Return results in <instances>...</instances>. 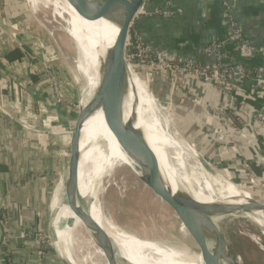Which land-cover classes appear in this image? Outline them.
I'll return each instance as SVG.
<instances>
[{
  "label": "crops",
  "instance_id": "obj_1",
  "mask_svg": "<svg viewBox=\"0 0 264 264\" xmlns=\"http://www.w3.org/2000/svg\"><path fill=\"white\" fill-rule=\"evenodd\" d=\"M165 1L145 0L131 25L150 47L173 60L236 63L241 57L234 42H226L220 54L204 50L226 37L229 18L244 39L264 46V0H173L169 8L177 11L164 17L155 11L164 8ZM3 16L11 17L5 24L17 32L27 52L41 49L44 54L36 28L12 20L6 11ZM4 29L2 25L0 41L5 37ZM21 52L19 46L9 42L0 47V220L4 227L2 230L0 226V264H69L50 226L52 191L67 164L62 163L61 153L62 144L70 137L67 130L59 131L61 125L68 128L63 122L67 112L61 121L60 111L54 108L52 88L44 79V62L23 58ZM246 58L259 68L264 65L260 56ZM168 76L154 73L153 87L158 92L165 87L161 97L173 103L180 128L197 150L206 158L226 160L232 178H247L244 164L252 163L250 157L259 166L253 162L249 169L256 175L262 172L264 164L259 163L264 160V146L257 134L264 136V121L254 109L263 110L264 98L253 92L258 86L254 87L252 78L234 92L238 108L250 111L226 119L219 112L213 113L223 103L214 83ZM258 94L263 97L264 92ZM254 127L261 130L254 131Z\"/></svg>",
  "mask_w": 264,
  "mask_h": 264
},
{
  "label": "bare ground",
  "instance_id": "obj_2",
  "mask_svg": "<svg viewBox=\"0 0 264 264\" xmlns=\"http://www.w3.org/2000/svg\"><path fill=\"white\" fill-rule=\"evenodd\" d=\"M25 1L32 11L41 6H50L55 14L64 20L67 33L77 40L78 69L89 85L84 105L87 102L95 108L94 113L80 125L78 145L73 143V148L79 153L73 176L71 200L63 191L62 174L53 192L52 203L50 202L52 209L50 226L61 254L68 258L65 259L69 264L70 262L74 264L68 249L72 244V228L79 222L81 207L86 196H89L92 198L89 206L94 218L97 240L105 250L115 254L124 264H203L199 254L187 256L163 243L124 233L106 217L100 206L99 196L97 198L99 178L114 165L129 162L135 170L133 163L116 142L113 133L117 106L111 89L107 52L113 44L118 28L104 18L87 16L70 0ZM129 84L130 90L124 102L125 119L135 107L137 113L135 126L145 134L152 173L165 183L188 218L193 220L188 202L192 199L203 214L208 236L216 244L224 241L218 221L241 214L231 203L245 212L249 211V208H256L253 213L244 215L264 227V205L245 196L222 174L212 175L207 172L201 165L196 150L192 151L172 127L171 117L164 114V106L150 96L136 75L132 74ZM185 160L189 162L187 166ZM104 189L100 188V191ZM91 258V254L83 256V260Z\"/></svg>",
  "mask_w": 264,
  "mask_h": 264
},
{
  "label": "rangeland",
  "instance_id": "obj_3",
  "mask_svg": "<svg viewBox=\"0 0 264 264\" xmlns=\"http://www.w3.org/2000/svg\"><path fill=\"white\" fill-rule=\"evenodd\" d=\"M27 4L28 3L25 0H0V27L2 25L6 27L4 32L2 31V34L5 35V37L2 38L1 41H3V43L9 42L10 44L16 45L17 47L21 45V42H19L18 36L16 35L17 32L5 24L6 21H11L10 16H3L5 11L8 14H11L12 17L15 16V18L18 19V23L29 25L32 28H36L38 30L36 33L34 31L33 32L39 35L45 52L42 54V50L39 49L41 52L29 51V53L32 54L31 56L36 55L37 58L34 57V60L41 59L42 62H44V71L47 74L46 80L50 84L51 88H53L54 83L52 81L55 80L56 82L58 87L57 94L60 100H58L57 94H55L52 89L51 93L54 95L55 99L54 108L60 111L61 121L65 116L64 111L67 112L63 122L68 124V128H63L61 125L59 131L67 130L68 132L73 130V128L76 126L80 110L84 109L85 106L88 105L87 102L84 105V101L88 95L89 85L86 84L83 74L78 69L77 40L67 33L64 20L59 18L50 6H41V8L32 11ZM33 32L29 33L31 34ZM15 36H17V38ZM22 50L25 51V47H23ZM23 54L24 57L29 59L31 58L30 55L26 54V52H23ZM135 73L133 72V75H136L139 81L143 83L150 96L154 97L159 104L164 106V114L171 117L172 127L177 131L179 137L185 141L183 134L186 138L187 136L184 131L179 126H177L175 117L176 112L173 109V103L168 99L161 97V91L165 90V87L161 86V91L158 92V90L154 89L152 84L153 76L148 75L145 71H139L138 73ZM257 86L258 87L256 90H253V92L256 93L257 97L263 99L261 94L259 96L258 93L264 92V83H257ZM235 94L236 93H234V95ZM234 99L236 100L235 106L239 107L238 104H236V95L234 96ZM262 107V111H259L258 108H255L254 110L258 111L259 115L263 118L261 119L263 121L264 104ZM247 110L250 111L247 108H244V111L239 108L238 113L242 116V113L244 112L246 115ZM218 112H220V108L213 110L214 114H217ZM93 113L94 110L90 109L85 114H83L85 115L83 117L87 119ZM229 113L231 112L229 111L228 114ZM254 113L255 112H253V114ZM231 117L232 118L230 119L234 118L233 115ZM225 118L227 119L228 116L226 115ZM260 130L261 127H254V131ZM66 135L70 137V134L66 133ZM257 136L261 139V142L259 141L260 144H263L264 146L263 136L261 134H257ZM62 145V163H66L70 154V138L67 140L65 145ZM188 145L192 151L195 150L196 146H194L192 142H190ZM208 159L211 161L214 170L221 173L227 179L231 180L238 187V189L243 194H245V196L255 199L258 202L260 201L259 203L264 202V186L261 184L262 182L264 184V170L262 172L257 171L258 175H256L249 169V166H251L253 162L256 163L255 159L252 157L248 159L252 162H250V165L247 164V161H245L244 165L248 168L246 174L247 178L245 177L238 179L232 178V170H230L229 164L226 160H223L222 158L220 160L214 159L215 161L212 160L213 158ZM186 162L187 161L185 160V164L187 166L189 162ZM259 164H264V160L260 161ZM125 165L130 167V169H132L138 175L129 162ZM125 169L124 167L117 166L109 174L110 176L108 175L106 178L102 179V188L104 187L105 189L100 191L101 193H99L98 196L100 198V206L103 209L106 217H108L111 222L117 225L126 234L133 235L141 239L163 243V245L173 247L177 251H181L182 254H186L187 256H197L198 254L190 253L186 249L188 248L189 250H195L196 247L192 239L181 228L180 222L174 213H170V219L167 217L165 223L161 215L156 213V210L146 202L142 194L138 191L144 188L141 183H138L139 181H137L136 175L129 169ZM61 177L62 174L57 179V182ZM57 182L53 188L51 198L53 197V192L57 186ZM80 224V222H77L72 228V244L68 248L74 260V264H99L93 260V257L91 259L83 260V256L90 254V252L85 247V235L83 236V233L80 229ZM218 226L225 242L228 244L231 252L234 254L239 264H264V227L259 226L244 214L222 218L221 221H218ZM66 259L68 260V258ZM70 264L72 263L70 262Z\"/></svg>",
  "mask_w": 264,
  "mask_h": 264
},
{
  "label": "water",
  "instance_id": "obj_4",
  "mask_svg": "<svg viewBox=\"0 0 264 264\" xmlns=\"http://www.w3.org/2000/svg\"><path fill=\"white\" fill-rule=\"evenodd\" d=\"M70 1L87 16L91 18H104L118 28L113 44L108 48L107 52L109 59V74L112 82L111 89L115 95L117 106V117L113 133L116 142L125 156L133 163L138 175L125 164L114 165L111 170L99 178L97 186L99 187L97 188L98 195L100 188H102V179L106 178L117 166L129 169L136 175L137 181H139L138 183H141L144 188L138 191L142 194L146 202L156 210V213L161 215L165 223L167 217L169 218L170 213H174L180 222L181 228L192 239L196 247L195 250H189L186 248L190 253L199 254L203 264H239L225 240L221 244H216L208 236L204 225L203 214L194 204L193 200H188L190 211L193 216V220H190L181 209L177 200L171 195L165 183L160 178L155 177L152 173L145 134L141 129L135 126L137 120L135 107L131 110L129 117L125 119L124 102L128 91L130 90L129 80L133 74L125 57V45L131 24L141 7H143L145 0ZM90 109L95 111L93 105L88 103L84 109L80 110L76 126L73 130L67 132L70 134V154L64 171L63 191L69 200H71L73 176L77 166L79 153L73 148V143L78 145L80 141V125L85 120L83 117L85 115L83 114ZM177 126H179L178 122ZM183 137L189 144L190 142L184 134ZM195 150L199 156L201 165L207 172L212 175L219 173L213 169L211 161L208 158L203 156V154L196 148ZM91 202L92 198L86 196L79 215V222L81 223L80 227L85 235V244L87 248L93 259L99 264H124L115 254L105 250V248L100 245L99 240H97L94 218L90 212L89 206ZM261 203L264 205V202ZM231 205H234L233 208L237 209L241 214L253 213L256 209L249 208V211L245 212L241 210L239 206H236L233 203H231ZM250 219L252 220V218ZM0 226L3 230L4 227L1 220ZM220 234L222 235L221 232Z\"/></svg>",
  "mask_w": 264,
  "mask_h": 264
},
{
  "label": "built area",
  "instance_id": "obj_5",
  "mask_svg": "<svg viewBox=\"0 0 264 264\" xmlns=\"http://www.w3.org/2000/svg\"><path fill=\"white\" fill-rule=\"evenodd\" d=\"M172 1L173 0H166L165 7L157 9L155 13L164 17L171 16L177 11L169 8ZM226 27V37L222 41L207 45L204 50L220 54L226 42H235L238 46V51H240V55L244 57L260 56L264 59V46L253 45L244 39L240 29L231 18L228 19ZM15 37L17 38V36ZM2 46H4V43L0 41V47ZM19 48H21V50L23 49L22 44L19 45ZM22 52H26L31 58L36 57V55L31 56L32 54L27 52V50H22ZM125 57L129 67L134 73H138L136 70L138 67L139 70L147 72L150 76H153L154 72H165L173 78H177L178 76H189L214 83L219 89L218 93H221L223 97V103L219 113L223 117L227 115L228 118H232V115L234 117L238 116L239 108L235 106L236 100L234 99L236 88L241 87L244 82L251 80V78L254 81V87L257 86V83H264V65L258 72L248 74L239 64H221L220 59L216 64L203 63L195 59L185 62L173 60L163 52L150 47V45L142 39L140 34L132 28V25L125 45ZM52 82H54L52 88L53 92L57 94L58 87L56 82L55 80ZM174 82L175 81H172V84H174ZM57 98L60 100L58 94ZM229 111L231 113L228 114ZM261 122L263 123L262 120Z\"/></svg>",
  "mask_w": 264,
  "mask_h": 264
},
{
  "label": "trees",
  "instance_id": "obj_6",
  "mask_svg": "<svg viewBox=\"0 0 264 264\" xmlns=\"http://www.w3.org/2000/svg\"><path fill=\"white\" fill-rule=\"evenodd\" d=\"M16 19L15 16L12 17V20ZM22 53V52H21ZM21 57H24V54L22 53V55H20ZM241 58H239V60H236V63L239 64L240 66H242L245 71L248 73V74H254L256 72H258L261 68L258 67V65L256 63H253L252 61H250V59L240 55ZM25 58V57H24ZM196 60V59H195ZM198 61V60H197ZM201 62V61H199ZM138 72L141 71L139 70V68L137 67L136 69ZM155 74L156 73H159V72H154ZM44 79L46 80L47 78V74L45 73L44 75ZM169 77V76H168ZM47 81V80H46ZM48 83V81L46 82V84ZM264 98V96H263ZM264 121V120H263ZM261 137V136H260ZM215 161V160H214ZM44 237V236H43ZM42 240L44 241H47V238H42Z\"/></svg>",
  "mask_w": 264,
  "mask_h": 264
}]
</instances>
